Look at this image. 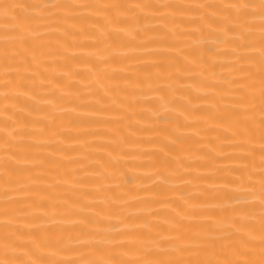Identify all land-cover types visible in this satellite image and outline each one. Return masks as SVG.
Returning <instances> with one entry per match:
<instances>
[{
  "label": "bare ground",
  "instance_id": "1",
  "mask_svg": "<svg viewBox=\"0 0 264 264\" xmlns=\"http://www.w3.org/2000/svg\"><path fill=\"white\" fill-rule=\"evenodd\" d=\"M0 264H264V0H0Z\"/></svg>",
  "mask_w": 264,
  "mask_h": 264
}]
</instances>
